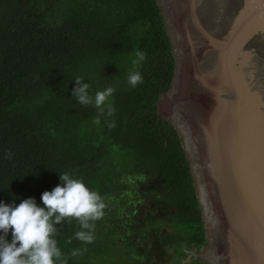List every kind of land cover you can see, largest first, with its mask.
Segmentation results:
<instances>
[{
  "label": "trees",
  "instance_id": "1",
  "mask_svg": "<svg viewBox=\"0 0 264 264\" xmlns=\"http://www.w3.org/2000/svg\"><path fill=\"white\" fill-rule=\"evenodd\" d=\"M137 52L144 59L134 66ZM173 68L157 0H0V200L40 204L67 173L104 204L89 221L91 242L75 237L82 229L74 217L54 225L56 264H142L141 240L126 228V200L148 193L166 212L161 239L171 264L206 244L181 138L157 115ZM131 71L142 77L134 87ZM76 78L93 98L112 87L110 114L76 101Z\"/></svg>",
  "mask_w": 264,
  "mask_h": 264
},
{
  "label": "water",
  "instance_id": "2",
  "mask_svg": "<svg viewBox=\"0 0 264 264\" xmlns=\"http://www.w3.org/2000/svg\"><path fill=\"white\" fill-rule=\"evenodd\" d=\"M157 5L174 61L157 115L181 138L206 238L181 264H264V0Z\"/></svg>",
  "mask_w": 264,
  "mask_h": 264
},
{
  "label": "clouds",
  "instance_id": "3",
  "mask_svg": "<svg viewBox=\"0 0 264 264\" xmlns=\"http://www.w3.org/2000/svg\"><path fill=\"white\" fill-rule=\"evenodd\" d=\"M143 59L144 54L137 52L132 63L136 66ZM81 79H74L77 86L72 95L76 101L93 103L97 108L107 107L110 114L112 109L106 101L113 92L112 87L97 91L93 98L88 94V83H81ZM127 79L128 84L134 87L142 77L138 71H131ZM59 179L62 184L41 193L40 204L33 197L22 198L19 203L0 200V264H56L61 252L53 236L56 231L54 225L66 217L79 220L82 230L75 232V237L91 242L89 221L102 216L104 204L101 197L83 181L67 173L59 174Z\"/></svg>",
  "mask_w": 264,
  "mask_h": 264
},
{
  "label": "rangeland",
  "instance_id": "4",
  "mask_svg": "<svg viewBox=\"0 0 264 264\" xmlns=\"http://www.w3.org/2000/svg\"><path fill=\"white\" fill-rule=\"evenodd\" d=\"M151 194L148 193L146 199L132 203L130 199L126 200V206L129 207L126 228L136 240H141L138 251L145 253L142 264H171L172 255L161 239L168 232L165 225H160V217L166 212L155 203ZM115 204L119 208L121 202Z\"/></svg>",
  "mask_w": 264,
  "mask_h": 264
}]
</instances>
